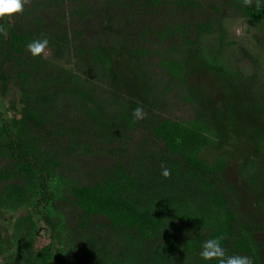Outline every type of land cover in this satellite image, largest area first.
I'll list each match as a JSON object with an SVG mask.
<instances>
[{
    "label": "trees",
    "instance_id": "obj_1",
    "mask_svg": "<svg viewBox=\"0 0 264 264\" xmlns=\"http://www.w3.org/2000/svg\"><path fill=\"white\" fill-rule=\"evenodd\" d=\"M67 1L76 3L71 18L89 20L87 0ZM65 3L66 0H30L24 13L15 18L12 25L0 21L6 28V34L0 35V84L3 88L7 85L10 75L6 68H11L15 79L21 81L19 104L22 105L16 114L18 125H15V118L9 122L0 121V156L12 160L14 168V172L4 169L0 173L3 181L14 179L0 189V210L32 207L24 216L15 219L17 223L11 238L12 244L19 247L15 258L4 250L5 245L9 248L11 245L0 239V256L7 255L1 264H218L216 260H203L199 253L204 241L220 236L227 255H246L252 264H261L258 248L251 237L256 226L249 221L238 222L235 212L225 209L228 202L222 188L216 189L215 183H221L226 191L231 190L224 178L219 177L224 170V157H216L211 165L202 159L204 152L217 146L219 137L209 120L208 111L195 98H185L186 103L196 105L192 119L161 118L157 111L165 110L162 94L152 92L154 87L147 74L139 67V73L135 74L143 82L141 93H149L150 98V101L140 102L130 85L136 76L129 75L125 83L115 79L111 50L101 40L85 51L82 46L75 47L73 59L80 65L86 63L82 68L91 70L95 79L105 83L102 94L95 93L90 87L85 72L74 74L64 67L67 62L56 65L46 58H33L27 52L28 43L47 39L48 49L57 60L59 46L70 37L62 18H55L51 11H57L55 7H62ZM105 3L120 9L114 10L111 27H106L109 14L102 9V15L97 16L98 29L102 27L125 38L135 33L140 37L152 34L163 40L178 34L182 44H192L187 28L167 26L149 34L152 28L145 27L147 19H142L145 14L160 12V7L168 5L176 6L171 10L192 9L194 4L191 2L106 0ZM236 9L244 18L264 20L262 6L238 4ZM139 19H142L140 25L137 23ZM136 24L138 28L141 26L137 32L134 31ZM81 32L76 31V35ZM194 32L209 34L210 25L198 23ZM130 38L128 36L126 40L130 41ZM256 40L264 46V35ZM141 48L136 44L129 47V53L136 60L140 59L147 53ZM161 65L168 78L183 81L175 61L168 59ZM219 73L224 75L221 69ZM235 82L240 84L236 79ZM169 86L167 81L163 88ZM253 96L240 102L239 109L264 121V92ZM62 99L67 101L66 106H62ZM137 106H142L146 113L142 121L132 117ZM70 109L74 114L69 119H74L75 126L67 125L68 116L64 115ZM26 124L34 127L56 125V135L75 136L79 141L68 146L72 153L85 159L105 157L113 162L105 168L89 165L91 179L86 184H71L57 198L53 193L47 195L43 192L45 183L52 178L43 166L57 168L58 164L51 157L46 161L35 157L37 138L29 136ZM15 126H19L22 132L16 141L12 134ZM251 138L263 155V159L255 157L261 159L259 166L262 170L250 182L261 203L264 200V133ZM94 143L97 146L91 148ZM130 144L132 149L127 146ZM136 164L139 165L136 174H129V167ZM254 165V160H249L245 167L252 169ZM163 168L171 172L167 179L161 175ZM20 179L24 181L17 184ZM186 188L191 192L184 193ZM56 199L66 206H55ZM70 206L76 212L72 227L64 221L60 224L61 220L57 218L59 212ZM261 210L264 212V207ZM38 221H42L50 232L43 245L36 241Z\"/></svg>",
    "mask_w": 264,
    "mask_h": 264
},
{
    "label": "rangeland",
    "instance_id": "obj_2",
    "mask_svg": "<svg viewBox=\"0 0 264 264\" xmlns=\"http://www.w3.org/2000/svg\"><path fill=\"white\" fill-rule=\"evenodd\" d=\"M87 1L89 2V12H87L89 20L83 19L80 21L76 17L71 18L70 13L76 7V3L72 1L66 0L62 7L60 5L55 7L57 11H51L55 18H62L60 19L64 21L70 38L64 45L58 47L60 52L57 53V60L53 58L50 49H47L46 54L41 57L52 61L56 65L67 62L68 64L64 67L70 69L74 74L79 75V73L85 72L88 74L86 79L91 83L90 87L95 93L102 94L106 88L105 83L101 82L100 79H95L91 75L93 74L91 70L86 71V68H82L86 63L80 65L78 60L73 59L75 47L82 46L85 51L101 40L111 50L113 57L112 71L117 81L127 82L129 80L128 76H136L135 74L139 73V69L147 74L152 87H154L152 92L162 94L165 110L162 112L157 111L161 118L192 119L196 105L186 103L185 98H195L199 105L208 111L209 120L219 137L217 146L204 152L201 155L202 159L211 165L216 157H224V170L219 174V177L224 178L225 182L231 186V190L226 191L221 183H215L216 189L222 188L221 191L223 194L225 193L228 202L225 209L234 211L238 222L249 221L256 226V228L253 227L256 232L251 237L258 248L260 262L264 264V212L261 210L264 207L262 204L264 200L261 203L258 202V194H256L253 185L250 184L252 177L257 176L258 171L262 170L259 166L262 163L261 159L255 157L259 156L263 159V155L260 153L261 150L256 146L251 136L254 135L255 137L264 133V121L253 118L252 115H248L239 109L240 102L254 97V94L258 96L264 92V46L256 43V39L260 40L261 36L264 35V20L259 22L244 18L240 11L236 9L238 4L243 5L242 0H159L171 3L186 1L193 3L194 7L192 9L183 7L177 11L171 10L175 5L173 7L168 5L167 7H160V12L145 14V17H142V19H147L146 23L143 22L144 26L152 28L149 34L154 30L158 31L167 26L173 29L181 26L188 29L192 44H182L181 36L178 34L168 36L162 40L157 39L152 34L147 37H140L134 33L128 35L131 38L130 41H127L128 36L125 38L114 31L103 30L102 27L98 29L96 24L97 16L100 17L102 9H104V13L109 14L105 24L108 27L114 15V10L120 9V7L105 3L106 0ZM261 6L264 7V0H261ZM211 7L216 10L211 9ZM121 13L124 12L121 11ZM142 19L138 20L139 25ZM99 20L101 21V19ZM13 22L11 20L4 23L10 26ZM122 22L123 18L121 17L120 27ZM198 23H208L211 32L209 34H196L194 27ZM137 26V24L134 26L135 32L141 28V26L139 28ZM76 31L82 32L76 35ZM136 44H139L143 48H141L142 50H147V53L137 60L129 53V47ZM172 47L175 49L170 51ZM168 59H172L179 66V73L183 81L168 78L166 70L161 65L162 62ZM214 68L221 69L224 75ZM6 69L10 76L4 88L0 84V121L9 122L15 118V125H18L17 115L22 109V105L19 104L21 81L15 79L11 68ZM235 79L240 81V84H237ZM132 80L130 85L134 89L136 98L140 102L150 101L149 93H141V89L144 88L142 79L136 76ZM167 81H169L170 86L165 89L163 86ZM152 99L155 100V97ZM66 102L62 99V106H66ZM64 112L63 110L62 113ZM71 112L70 109L69 113H64V115L68 116L66 118L67 125L75 126L74 119H69L74 114ZM26 125L29 136L37 138L35 143L37 154L35 157L40 158L39 160L42 161H46L47 157H51L58 164L57 168H52L49 165L43 166L46 174L52 178L45 183L43 192L47 195L53 193L57 198L60 192L70 187L71 184H86L91 179V176L88 175L89 165L105 168L113 162V159H105V157L95 156L93 159H85L78 156L77 153H72L73 151L68 146H74L79 141L75 136L56 135V125L49 124L41 127H34L31 124ZM15 127L12 134L16 141L19 140L22 132L19 126ZM90 146L95 148L97 145L94 143ZM127 146L132 149V144ZM138 150H141V148ZM249 160H254L256 163L252 169L245 167ZM12 162V160L0 156V173L4 169H11L14 172ZM179 164L183 168V162L180 161ZM138 167L137 164L133 167L130 166L129 174H136ZM61 176L63 177L62 182L60 181ZM13 181V178H8L6 181L0 179V189ZM23 181L24 179H20L16 183H22ZM224 187H226V184ZM187 191L188 188L184 193L191 192L190 190ZM35 198V195H33L32 200L35 201ZM53 204L55 206H66L59 203L57 199ZM68 204L71 205V202ZM31 209V206H27L19 207L15 211L0 210V239L13 246L9 248L5 245L4 250H7V253L14 258L16 257L15 254H18L17 251H19L18 245L12 244L11 241L17 223L15 219L24 216L26 211H31ZM75 215V209H71L70 206V208H65L64 212H59L57 218L61 220L60 224H63L64 221L69 227H72L76 221L74 219ZM37 227L36 241L43 245L48 241L50 232L42 221L37 222ZM6 257V254L0 256V264Z\"/></svg>",
    "mask_w": 264,
    "mask_h": 264
},
{
    "label": "clouds",
    "instance_id": "obj_3",
    "mask_svg": "<svg viewBox=\"0 0 264 264\" xmlns=\"http://www.w3.org/2000/svg\"><path fill=\"white\" fill-rule=\"evenodd\" d=\"M255 2L257 8L261 7V0H242L243 6L251 7ZM30 3V0H0V21L7 22L14 20L22 15L25 6ZM6 34V28L0 24V35ZM49 41L33 40L26 46L27 52L33 57H41L46 54ZM132 117L136 121H142L146 117V113L142 106H137ZM161 175L167 179L171 176V172L167 168L161 170ZM223 237L211 238L203 242L200 257L205 261L216 260L218 264H252L251 259L246 255H227L225 248L222 246Z\"/></svg>",
    "mask_w": 264,
    "mask_h": 264
}]
</instances>
